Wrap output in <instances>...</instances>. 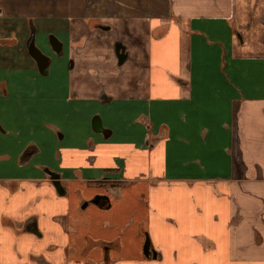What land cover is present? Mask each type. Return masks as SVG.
Returning a JSON list of instances; mask_svg holds the SVG:
<instances>
[{
    "label": "crops",
    "instance_id": "crops-1",
    "mask_svg": "<svg viewBox=\"0 0 264 264\" xmlns=\"http://www.w3.org/2000/svg\"><path fill=\"white\" fill-rule=\"evenodd\" d=\"M0 39V264H264V0H0Z\"/></svg>",
    "mask_w": 264,
    "mask_h": 264
},
{
    "label": "flooded vegetation",
    "instance_id": "flooded-vegetation-1",
    "mask_svg": "<svg viewBox=\"0 0 264 264\" xmlns=\"http://www.w3.org/2000/svg\"><path fill=\"white\" fill-rule=\"evenodd\" d=\"M31 34V32H29V34H28V36L27 37H25L24 39H23V46L25 47V49L27 50V53L29 54V56L31 57V59H33L34 61H35V57H37V58H41V57H43L42 59H39V60H43V63H46L47 61H48V64H49V60H48V58H47V56L44 54V52L42 51V49L40 48V46H36L35 45V41H34V38H35V31H34V33L32 34V35H30ZM29 35H30V37H29ZM30 41L32 42V44L34 45V46H32V48H28V43H30ZM46 41H47V44L49 45V47H50V49H52L55 53H57L56 51H55V49L54 48H52V46H51V44L53 43V44H56L57 45V43L58 44H60L59 42H58V40L55 38V37H53V36H49V37H47V39H46ZM50 42H51V44H50ZM9 44H11V43H9ZM12 44H17L16 42H14V41H12ZM58 46V45H57ZM60 46H61V44H60ZM34 48V49H33ZM117 48H122V46H120L119 44H117ZM36 53H37V56H36ZM60 53H61V48H60ZM59 53V54H60ZM58 54V53H57ZM35 56V57H34ZM120 57H123V56H120ZM37 63V62H36ZM39 66V65H38ZM40 67V66H39ZM40 70V69H39ZM41 71V70H40ZM42 72V71H41ZM97 120H95V122H96ZM99 121V120H98ZM99 123H100V121H99ZM101 126V125H100ZM53 177H55V176H53ZM57 177H55L54 179H56Z\"/></svg>",
    "mask_w": 264,
    "mask_h": 264
},
{
    "label": "water",
    "instance_id": "water-1",
    "mask_svg": "<svg viewBox=\"0 0 264 264\" xmlns=\"http://www.w3.org/2000/svg\"><path fill=\"white\" fill-rule=\"evenodd\" d=\"M50 44H51V42H50ZM28 48L30 49V48H32V46H34L33 44H32V42L30 41V43H28ZM58 45V46H57ZM57 45L56 44H51V46H52V48H54L55 49V51L59 54L60 53V48H61V46H60V44H58L57 43ZM34 49V48H33ZM117 51H118V56H119V58L120 59H122V57H120V56H124V53H123V49H121L120 50V48H117ZM36 56H37V53H36ZM35 57V56H34ZM43 57H39V58H37V57H35L34 59H35V61L37 62V64L40 66V70L42 71V72H44V73H46V71H47V66H48V61L46 62V63H43V60H39V59H42ZM94 128L95 129H97V130H100V128H101V126H100V123H99V121L97 120L96 122H95V124H94ZM48 174L49 175H52V173L51 172H48ZM57 179V178H56ZM56 185H57V187L58 188H60V186H59V184L56 182ZM149 248V245H148V242H147V240H146V243H145V246H144V249H145V252L146 253H148V249Z\"/></svg>",
    "mask_w": 264,
    "mask_h": 264
},
{
    "label": "rangeland",
    "instance_id": "rangeland-1",
    "mask_svg": "<svg viewBox=\"0 0 264 264\" xmlns=\"http://www.w3.org/2000/svg\"><path fill=\"white\" fill-rule=\"evenodd\" d=\"M0 40H1L2 42L5 41V39H0ZM6 40H7V39H6ZM34 41H35L34 43H35L36 46H41L39 40H37L36 37L34 38Z\"/></svg>",
    "mask_w": 264,
    "mask_h": 264
}]
</instances>
